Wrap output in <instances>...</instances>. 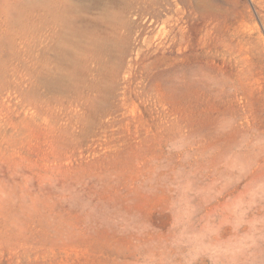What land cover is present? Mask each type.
<instances>
[{
    "label": "rangeland",
    "instance_id": "1",
    "mask_svg": "<svg viewBox=\"0 0 264 264\" xmlns=\"http://www.w3.org/2000/svg\"><path fill=\"white\" fill-rule=\"evenodd\" d=\"M49 2L0 0V264H264V0Z\"/></svg>",
    "mask_w": 264,
    "mask_h": 264
},
{
    "label": "bare ground",
    "instance_id": "2",
    "mask_svg": "<svg viewBox=\"0 0 264 264\" xmlns=\"http://www.w3.org/2000/svg\"><path fill=\"white\" fill-rule=\"evenodd\" d=\"M64 1L65 0H50L49 9H48V11H50V15H51V17L49 16L51 23L59 25L60 30H61V32L63 34L68 32L67 31V26L69 24V19L67 17V14H68V12H70L69 11L70 7L65 6V4H62V3H64ZM95 3L98 4L99 2H95ZM64 48H65V50H64ZM64 48H63L64 52H68V50L66 51V46L65 45H64ZM64 52H62V55L64 54ZM65 54L68 55V53H65ZM66 55H65V57H66Z\"/></svg>",
    "mask_w": 264,
    "mask_h": 264
}]
</instances>
